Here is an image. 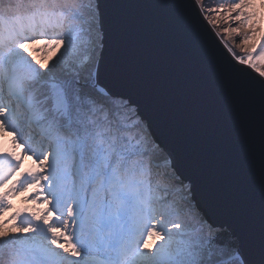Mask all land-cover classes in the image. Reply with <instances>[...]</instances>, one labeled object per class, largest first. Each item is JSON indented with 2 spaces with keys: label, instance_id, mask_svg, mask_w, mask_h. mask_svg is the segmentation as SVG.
<instances>
[{
  "label": "snow or ice",
  "instance_id": "6c2138e0",
  "mask_svg": "<svg viewBox=\"0 0 264 264\" xmlns=\"http://www.w3.org/2000/svg\"><path fill=\"white\" fill-rule=\"evenodd\" d=\"M262 66L264 0H0V264H264Z\"/></svg>",
  "mask_w": 264,
  "mask_h": 264
},
{
  "label": "rangeland",
  "instance_id": "374dc122",
  "mask_svg": "<svg viewBox=\"0 0 264 264\" xmlns=\"http://www.w3.org/2000/svg\"><path fill=\"white\" fill-rule=\"evenodd\" d=\"M226 2H227V0H226ZM222 26L223 27H227L228 25L227 24H223V22H222ZM238 39L239 38H236L237 42H238ZM231 43L232 42L230 40L229 41L230 46H231ZM234 50L236 51L237 55H242V53L239 51V49H234ZM262 67H264V66H262ZM32 167H34V165L32 164L31 160L29 158H25V162H24V165L22 166L21 170L25 171L28 168H32ZM5 187H7V185ZM3 190L4 189H0V191H3ZM31 191H32V189H29L27 192H24V193L20 194L19 196H16V197H14L12 199V204H13V209L12 210L13 211L17 210V209H20V208L39 207V208L42 209L44 207L43 204H40V205L37 206V205H32L30 203L26 204V203L23 202L24 201V197H27ZM10 214H11L10 212L9 213H5V217H7Z\"/></svg>",
  "mask_w": 264,
  "mask_h": 264
},
{
  "label": "water",
  "instance_id": "95a60500",
  "mask_svg": "<svg viewBox=\"0 0 264 264\" xmlns=\"http://www.w3.org/2000/svg\"><path fill=\"white\" fill-rule=\"evenodd\" d=\"M117 90H119V89L117 88ZM154 131L156 132V134H157L158 137L163 138L164 130L162 128H154Z\"/></svg>",
  "mask_w": 264,
  "mask_h": 264
},
{
  "label": "trees",
  "instance_id": "16d2710c",
  "mask_svg": "<svg viewBox=\"0 0 264 264\" xmlns=\"http://www.w3.org/2000/svg\"><path fill=\"white\" fill-rule=\"evenodd\" d=\"M38 47V46H37Z\"/></svg>",
  "mask_w": 264,
  "mask_h": 264
}]
</instances>
